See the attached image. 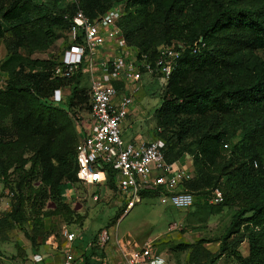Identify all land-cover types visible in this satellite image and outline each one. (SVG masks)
Returning a JSON list of instances; mask_svg holds the SVG:
<instances>
[{
  "label": "trees",
  "instance_id": "trees-1",
  "mask_svg": "<svg viewBox=\"0 0 264 264\" xmlns=\"http://www.w3.org/2000/svg\"><path fill=\"white\" fill-rule=\"evenodd\" d=\"M118 1L79 0V7L93 20ZM73 12L65 0H0L6 52L0 71L7 75L0 84V183L13 198L0 231L27 220L34 226L38 217L73 216L77 134L66 114L88 111L82 75L52 77L55 60L29 59L66 31ZM116 25L137 59L153 61L162 44L179 51L152 114V134L164 143L167 163L188 155L193 179L180 188L193 196L191 207L196 194L214 190L221 206L236 207L212 258L264 264V0H125ZM55 90L62 95L53 103ZM47 202L53 209H45ZM28 241L35 245L34 236ZM242 243L244 257L237 250ZM94 248L80 255V264H104ZM198 253L192 247L191 264H198Z\"/></svg>",
  "mask_w": 264,
  "mask_h": 264
},
{
  "label": "built area",
  "instance_id": "built-area-1",
  "mask_svg": "<svg viewBox=\"0 0 264 264\" xmlns=\"http://www.w3.org/2000/svg\"><path fill=\"white\" fill-rule=\"evenodd\" d=\"M65 1L74 7V12L64 32L67 48L55 60L51 76L68 79L79 72L87 79L88 126L87 131H78L74 147L75 180L84 187L102 186L106 189L111 171L113 195L127 200L123 213L141 202L142 192L155 193L162 206L177 211L188 209L194 199L180 188V182L192 180V170H183L177 162L167 163L163 155L164 143L160 139L125 142L120 129L132 104L131 93L139 89L141 75L167 78L179 51L162 44L153 61H146L143 56L137 59L126 47L116 25L122 13L119 7L113 5L91 20L80 9L79 0ZM105 46L108 47V58L98 60L97 55ZM125 80L132 82V89L129 85L127 92L122 88ZM115 84H121V88L118 90ZM61 95L60 90L53 91L50 101L59 102ZM211 195L214 202H221L219 191L214 190ZM91 199L96 200L97 196L93 195ZM61 235L68 246L60 264H80V255L74 257L69 251L75 234L62 228ZM108 242L107 233L102 231L92 245L101 249ZM120 253L123 264H158L147 248L120 249Z\"/></svg>",
  "mask_w": 264,
  "mask_h": 264
},
{
  "label": "rangeland",
  "instance_id": "rangeland-1",
  "mask_svg": "<svg viewBox=\"0 0 264 264\" xmlns=\"http://www.w3.org/2000/svg\"><path fill=\"white\" fill-rule=\"evenodd\" d=\"M124 2L125 0H120L114 6L122 11ZM66 48L67 41L63 32L58 39L48 45L46 50L32 53L29 59L51 62L56 60ZM5 57L6 52L0 40V64ZM6 78L7 75L0 71V84ZM86 81V77L82 76L78 86L86 91L88 98ZM163 82L155 78L151 86L143 83L135 102L137 108L139 107L143 112L138 111L140 114L135 118L136 123L131 129L127 126L124 134L130 135L135 125L138 126L139 123L144 130L149 132L153 130L155 122L152 114L158 107ZM69 91L68 87L63 89L64 97ZM73 113L79 117L78 120ZM66 115L77 136L79 130L87 131V110L72 109ZM183 156L188 157L187 154ZM35 184L37 183L33 182L31 185ZM73 192L70 204L73 216L68 221L57 216L38 217V222L34 223V226L33 221L27 220L20 226L14 225L10 230L0 231V264H59L67 245L61 235L62 228L76 236L69 244V251L74 257L84 252L85 255H89L88 244L93 246L92 243L97 241L99 233L105 231L109 242L101 249L93 246L94 252L102 254L104 264H123L120 249L129 251L134 248H147L151 256L158 259L165 258L171 264H191L188 255L192 247L199 249L198 264H236V260L226 254L212 258L217 255L218 242L227 229L236 207L221 206V202L216 203L212 200L211 194L197 195L194 192L196 204L186 210L177 211L160 205L156 194L148 192L144 194L146 198L141 197L140 203L123 213L127 200L115 198L109 187L106 189L102 186L84 187L74 183ZM92 194L97 196L96 200L91 199ZM12 201L10 192L0 183V218L9 211ZM45 207L46 210H51L53 204L47 202ZM28 236L35 237L34 246L30 245ZM179 244L188 245V249L176 251L174 246ZM237 250L239 255L244 257L245 243L240 244ZM202 253H209L210 256H203ZM91 262L87 264H92Z\"/></svg>",
  "mask_w": 264,
  "mask_h": 264
},
{
  "label": "crops",
  "instance_id": "crops-1",
  "mask_svg": "<svg viewBox=\"0 0 264 264\" xmlns=\"http://www.w3.org/2000/svg\"><path fill=\"white\" fill-rule=\"evenodd\" d=\"M108 53H109L108 52V47H106V46L103 47V49H101L100 53L97 55V59L98 60L107 59L108 58ZM155 78H158V79H161V80L165 81L164 79H162L160 77H155V76H149V75H146V74H142L141 78H140V81H139V89H138V91L135 92V93H133V92L131 93L132 104H131V106H130V108L128 110V115H127L125 121L120 125L121 138L125 142L131 141V140H137V139H139L140 141H143V142H148L151 139H153V134L152 133H153L154 128H153V130H150V132H149V131L144 130L143 128H141V123H139L138 126L135 125L134 131H131L130 135L129 134H127V135L124 134V131H125V128H127V126H130V129H131V126H133V124L136 123V120H135L136 116L143 112V110H141L139 107L137 108V106L135 105L136 104L135 102L137 101L136 98H138L137 94L140 92V89L142 88V86L144 84H146L148 86H151V83H152L153 79H155ZM163 84H164V82H163ZM163 84H162V86H163ZM129 85H130V88L132 89V82H130L128 80H125V81H123L122 88L125 89V91L127 92V91H129V89H128ZM114 86L118 90L121 88V84H115ZM138 111H140V113ZM188 161H189V158L187 156H181V158L178 159L175 162H177L178 165L183 170L187 171V170H190V168H187L189 166V162ZM245 246H246V244H245ZM66 247H67V245L65 246V248ZM152 257H153L154 261L158 262V264H171V263L167 262L165 258L164 259H158V257H154V256H152ZM148 264H154V263L153 262H149ZM173 264H175V263H173Z\"/></svg>",
  "mask_w": 264,
  "mask_h": 264
}]
</instances>
